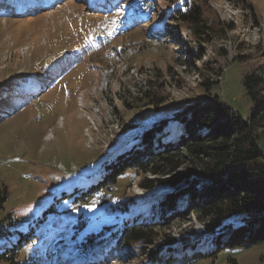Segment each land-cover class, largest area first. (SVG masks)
I'll list each match as a JSON object with an SVG mask.
<instances>
[{
    "label": "rangeland",
    "instance_id": "374dc122",
    "mask_svg": "<svg viewBox=\"0 0 264 264\" xmlns=\"http://www.w3.org/2000/svg\"><path fill=\"white\" fill-rule=\"evenodd\" d=\"M109 3L64 0L27 16L0 17V86L7 78L26 75L29 70L43 74L56 60L47 64L50 56L71 51L78 41L77 51H85L84 57L70 66H55L49 89L35 99H28L30 94L25 91L19 93L18 100L0 101V192L6 191V200L0 203L1 249L2 240L16 239L19 231H26L30 221L36 219L34 214L49 207L54 195L87 187L85 173L95 175L101 162H111L115 152L158 120L172 117L197 101L214 98L243 120L249 118L251 104L242 78L264 62V0H188L186 8L180 1L171 6L159 2L152 22L122 32L115 27L122 21L119 14L85 10L94 4L107 9ZM178 5L183 12L201 7L202 18L212 30L207 32L208 42L197 39L191 28L168 16ZM165 26L169 32L165 39L155 43L148 37L159 39ZM104 28L111 29L115 41L104 37L100 46L96 36H105ZM91 40L96 48H92ZM199 50L204 55L198 60ZM207 82L209 87L205 86ZM178 131L176 128L171 133ZM258 144L262 158L251 166L264 169V134L259 135ZM166 156L174 157V167L159 160L156 173L149 168L146 172L128 169L118 176L117 183L104 192L93 191L86 201L68 203L80 190L59 199L54 213L47 212L40 222L37 220V237L20 248L11 264H45L59 252L61 258L53 264H62L66 252L60 246L69 244L68 228L72 224L70 213L65 221L64 211L59 210L62 207L73 215L82 212L88 219L98 216L90 226L99 229L122 219L123 214L115 212L109 219L111 206L116 209L128 205L134 207L132 215L136 216L128 224L142 229L143 223L151 221V215L144 211L157 198L156 189L147 193L140 186L142 180L171 179L194 167L195 161L185 149L169 151ZM182 211H176L170 226L151 232L152 243H120L110 249L103 264H146L149 253L164 244V238L179 240L203 229L193 214L183 211L180 215ZM86 221L82 216L78 225ZM65 224L64 231H58ZM110 228L91 240L103 239L110 246ZM234 263L264 264V241L219 250L191 264Z\"/></svg>",
    "mask_w": 264,
    "mask_h": 264
},
{
    "label": "trees",
    "instance_id": "16d2710c",
    "mask_svg": "<svg viewBox=\"0 0 264 264\" xmlns=\"http://www.w3.org/2000/svg\"><path fill=\"white\" fill-rule=\"evenodd\" d=\"M179 1L182 6L187 7L188 0H111L109 9L96 11V13L116 15L139 13L141 21L136 26H140L144 22H152L150 19L159 2L171 6ZM175 6L172 15L170 12L168 16L191 28L193 36L197 39L208 42L207 32L212 30L202 18L201 7L196 6L183 12L180 5ZM229 28L231 29L230 26ZM168 33V28L165 26L161 34L166 38L169 36ZM148 37L153 38L151 35ZM204 37L205 39H202ZM78 46L79 41L71 51L63 50L60 56H50L46 60L47 64L49 60H56L49 69L46 68L43 74L29 70L25 73L26 75L22 74L10 80L7 78L0 86L2 94L0 101L3 98L18 100L19 93L25 91L30 94L28 99H35L39 94L47 91L54 76L52 74L55 66H70L71 62L84 57L85 51L79 53ZM199 52L198 60L204 55L202 51L199 50ZM221 56H225V53ZM43 85L45 89L42 90ZM210 85L208 82L205 84L208 87ZM242 86L251 104L247 120H243L215 98L212 101H197L185 107L180 113L160 119L133 136V141L125 144V147L115 152V155L113 154L111 162L104 160L99 164L100 167L95 175L85 173L84 183L88 186L84 189H74V191L80 190V194L69 198L68 203L86 201L92 196V192L98 189L104 192L110 184L117 183L118 176L126 173L128 169L146 172L149 168L156 173L159 171L156 169H160L159 160H164L170 167H174V157L166 156V153L178 148L185 149L195 161L192 169L186 173L177 174L171 179L142 180L140 186L147 193L154 189L157 191L156 201L149 202L144 211V214L151 215V221L143 223L142 229L128 224L130 218H136L132 215L135 211L134 207L128 205L125 208L116 207V209L111 206L109 219H112L113 212L117 215L123 214L122 219L113 220L111 225H104L99 229L90 226L98 216L88 219L82 212L73 215L64 207L59 209L64 211L66 222L68 213L70 217L72 216L69 218L72 222L68 228L69 244L60 246L65 247L63 250L66 252L61 263L64 264L79 255L86 256L96 244L110 243L103 239L96 242L91 240L109 227L111 228L107 235L109 239H112L109 249L114 246L116 248L120 243L132 245L152 243L153 230L163 229L174 222L178 203L183 204V211L187 212V215L193 214L203 225L204 231L183 236L179 240L164 238V244L149 253V264H191L196 258L212 256L219 250L263 242L264 169L252 167L251 162L262 158L258 141L259 135L264 134V62L243 76ZM176 128L180 131L171 133V130ZM175 139L176 142H174ZM155 144L159 146L155 147ZM144 145L146 146L143 147ZM120 158L122 159L119 160ZM93 168L95 170V166ZM173 169L172 171L175 172L176 168ZM74 191H62L59 192V196L54 195L49 207L34 214L36 219L31 220L34 222L33 226L30 221L28 229L24 232L19 231L16 239L2 240L4 247L0 248V259L9 264L15 262L20 248L27 242L32 243V240L37 237V220L39 219L40 222L42 215L46 217L47 212L51 215L55 202L71 196ZM5 192L3 190L0 192L2 193L0 203L6 200ZM82 216L86 217L87 221L85 225L79 226L78 222ZM8 220L11 222L12 217ZM66 225L59 227L58 231H64ZM1 227L2 224L0 231ZM60 254L61 252L54 256L50 253L49 256L54 257L47 259L45 264H53L61 258ZM103 263L104 261L100 264Z\"/></svg>",
    "mask_w": 264,
    "mask_h": 264
},
{
    "label": "bare ground",
    "instance_id": "6f19581e",
    "mask_svg": "<svg viewBox=\"0 0 264 264\" xmlns=\"http://www.w3.org/2000/svg\"><path fill=\"white\" fill-rule=\"evenodd\" d=\"M22 1H23V0H22ZM178 205H180V206H178ZM183 207H184V206H183L182 203H178V204H177V210H179V209H180V210H181V209L183 210ZM180 213H181V212H180ZM202 228H203V229L200 230V231H198V233H201V232L204 231V227H203V226H202ZM147 263H148V260H147ZM147 263H146V264H147Z\"/></svg>",
    "mask_w": 264,
    "mask_h": 264
}]
</instances>
